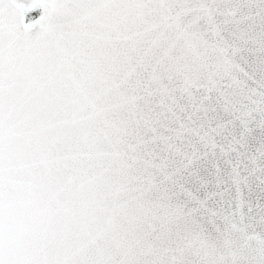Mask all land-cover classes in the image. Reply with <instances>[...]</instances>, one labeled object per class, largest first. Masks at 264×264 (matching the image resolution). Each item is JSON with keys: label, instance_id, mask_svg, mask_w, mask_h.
I'll return each mask as SVG.
<instances>
[{"label": "snow or ice", "instance_id": "obj_1", "mask_svg": "<svg viewBox=\"0 0 264 264\" xmlns=\"http://www.w3.org/2000/svg\"><path fill=\"white\" fill-rule=\"evenodd\" d=\"M0 264H264V0H0Z\"/></svg>", "mask_w": 264, "mask_h": 264}]
</instances>
